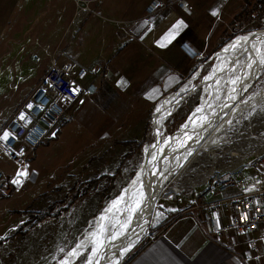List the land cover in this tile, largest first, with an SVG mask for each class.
Segmentation results:
<instances>
[{
    "label": "crops",
    "instance_id": "obj_1",
    "mask_svg": "<svg viewBox=\"0 0 264 264\" xmlns=\"http://www.w3.org/2000/svg\"><path fill=\"white\" fill-rule=\"evenodd\" d=\"M152 1L0 0V64L4 61L7 68L12 54L21 57L18 64L27 58L36 80L49 66L51 57H55L58 62H71L85 69L80 82L96 88L82 102L71 106L77 111L73 120L77 121L79 115L82 121L77 125L78 131L69 132L60 142L58 153L50 144L61 139L65 125L57 137L49 138L52 140L35 151L28 165H17L12 176L5 175L0 168V196L22 190L24 197L33 198L41 183H54L51 178L64 169L52 172L50 165L75 167L90 154L84 148L87 145L115 140L141 142L158 103L165 95L174 94L187 79L186 85L190 73L202 65L190 58L186 48L209 55L220 47L245 3L155 0L161 5L148 13L146 9ZM214 9L218 10L217 16L211 15ZM178 20H183L186 27L173 35L172 26ZM121 80L127 83L121 85ZM85 128L88 131L83 138L80 133ZM70 144L81 147L69 151ZM2 159L6 157L0 152ZM17 169L27 170L30 175L15 188L12 180ZM248 177L247 191L264 186L259 174L250 172ZM177 178L176 175L171 182ZM193 186L198 188L191 185L186 194L164 190L159 198L161 227L157 236L121 264H264V222L249 236L239 237L229 231L217 237L207 235L199 207L205 185ZM234 194L236 190H228L218 197ZM228 210L224 206L220 213H215L220 226L225 224ZM3 213L0 210V215ZM250 239L257 244V259L245 261Z\"/></svg>",
    "mask_w": 264,
    "mask_h": 264
},
{
    "label": "rangeland",
    "instance_id": "obj_2",
    "mask_svg": "<svg viewBox=\"0 0 264 264\" xmlns=\"http://www.w3.org/2000/svg\"><path fill=\"white\" fill-rule=\"evenodd\" d=\"M257 4L256 0H245L241 11L231 23V33L224 41V45L210 52L209 55H204V58L199 61V63L202 62V65L200 67L197 65L188 78L197 70L196 75L192 76L186 85L184 83L187 79L182 83L184 91L181 90L180 94L164 97L160 101L157 106L159 111L156 110L153 120V127L151 129V116L146 124V134L141 142L125 143L115 140L111 142L98 141L93 145H87L84 148L88 149L86 152L89 151L90 154L75 167L71 168L67 164L50 165L53 168L52 172L55 171L54 169H64L55 171L56 173L51 178L52 181H55L54 183H41L38 186L39 191L33 198L24 197L22 190L13 192L11 195L0 196V210L5 212L0 215V236L7 238L13 233L15 235L0 241V264H60L66 253L77 243L81 240H83V245L86 243L89 233L93 229L94 221L106 203L119 193L139 171L151 151L157 152L165 140L171 139L170 133L177 129L181 123L184 122L181 126L183 128L193 119L190 113L196 114L208 89L206 80L217 70V65L220 64L228 42H230L229 39L240 33L264 28V5ZM220 48L217 56L213 57L214 60L212 58L211 61H207L210 55ZM12 55L13 58L7 60V68L4 67V61L0 64V71H2L0 72V127L26 95L38 86L46 72L45 69L35 80L34 73H30L31 63L27 58L22 64H18L21 57L16 56L17 54ZM198 74L200 75L198 76ZM200 79L202 82L200 88L194 89ZM192 88L193 91H196L183 101L182 94L186 92V89L190 91ZM260 90L264 91V66L242 99H245L249 93ZM23 94L25 96L20 101ZM76 112V108L70 107L58 125V133L64 125L65 128L61 139L50 144L55 153H58L60 142L65 140L69 132L79 130L77 125L79 121H82V117L80 118L78 115V120L75 121L76 118L73 120ZM186 118L189 121L185 124ZM68 119L71 121L68 122ZM229 122L217 133L213 144L196 151L189 157L184 166L173 175L164 190L168 191L173 187H178L180 189L178 193L186 194L192 183L202 180L211 169L234 168L247 161L251 152L260 148V145L264 143L261 142L264 139V99L236 113ZM87 131L85 128L80 135L84 138ZM154 138L159 143L157 148L150 150L149 146ZM50 140L52 139L46 140L45 143ZM78 142L81 143V141ZM73 147L78 149L81 145L70 144L68 150L71 151ZM0 168L5 175L12 176L17 165L2 159ZM176 175L178 178L171 182ZM260 176L262 177V175ZM248 178L247 183H249ZM192 187L196 186L192 185ZM166 190L165 192H167ZM74 197H76L75 202H71ZM159 198L153 208L147 230L139 243L125 255L123 262L144 246L149 236L157 233L161 227ZM49 207L53 208L54 212L62 209L59 218L57 220L45 218L37 225L30 227L32 217L44 212ZM23 218L26 219L24 222H22ZM61 248L64 249V252L60 251ZM79 252L81 255L69 257L68 261H73L70 264H82L86 260L88 249L83 246Z\"/></svg>",
    "mask_w": 264,
    "mask_h": 264
},
{
    "label": "bare ground",
    "instance_id": "obj_3",
    "mask_svg": "<svg viewBox=\"0 0 264 264\" xmlns=\"http://www.w3.org/2000/svg\"><path fill=\"white\" fill-rule=\"evenodd\" d=\"M229 40L220 64L217 65V70L206 80L208 89L198 107L200 111H196L195 115L190 113L193 119L186 127L182 128L184 122L181 123L177 134L170 133V140H165L157 152L151 151L139 171L119 193L106 203L94 221L93 229L84 244L88 249L86 260L90 258L92 264H97V261L101 264L105 255L107 258L105 257L103 264H116L117 261L119 263L124 257L123 254L126 255L130 251L132 243L144 235V226H148L150 222V213H147L148 202L160 181L162 182L168 174L167 170L172 173V177L184 166L192 154L213 144L217 133L229 123L236 113L264 99L263 90L249 93L245 99H242L238 91L240 84L252 81V78L256 80L264 66L260 62L264 58V30L257 29L240 33ZM221 48L213 55L214 58ZM250 64L251 67H249ZM236 77L240 79L233 84L232 81ZM198 83L194 89L199 86ZM181 90L174 94H180ZM192 91L193 88L190 91L186 89L185 95H182L188 96ZM222 111L224 113L220 115ZM185 120L186 124L189 119ZM157 141L156 138L153 139L149 146L150 150L157 148L159 143ZM117 200L121 202L113 207ZM137 201H141L140 207L135 212H129L128 208L134 207ZM114 234L116 238L112 239ZM125 234L127 236L125 248L120 249L118 245L126 237ZM97 241L103 242L102 247L97 244ZM94 247H99L95 255L92 253ZM64 259L68 260L69 257L66 255L62 258ZM86 260L82 264H86ZM71 262L73 261L69 264Z\"/></svg>",
    "mask_w": 264,
    "mask_h": 264
},
{
    "label": "built area",
    "instance_id": "obj_4",
    "mask_svg": "<svg viewBox=\"0 0 264 264\" xmlns=\"http://www.w3.org/2000/svg\"><path fill=\"white\" fill-rule=\"evenodd\" d=\"M160 5L161 3L153 0L146 10L151 13ZM186 51L190 58L198 63L205 55L190 47L186 48ZM91 71L95 72V69L92 68ZM86 72L71 62H58L56 58H51L38 86L26 95L0 127V134L9 131L15 137L8 142L0 141V152L9 162L28 165L35 151L47 139L57 135L58 125L68 109L95 91L93 84L84 85L80 82ZM73 88L78 91L74 93L70 90ZM21 114L25 119H20ZM250 172L259 173L264 178V143L251 152L247 161L234 168L211 169L202 180L192 183L205 185L199 207L202 211L203 229L207 235L217 237L224 231H229L239 237L249 236L258 224L264 222V186L247 191V178ZM2 178L3 172L0 171V182ZM12 186L17 188L13 183ZM228 190H236V194L227 198L218 197ZM173 191L179 192L180 189L173 187ZM224 206H228L229 210L225 224L220 226L215 213H220ZM242 213H247V217H242ZM157 234L158 232L150 235L145 244ZM244 259L245 261L257 259V244L253 239L249 241V249Z\"/></svg>",
    "mask_w": 264,
    "mask_h": 264
},
{
    "label": "snow or ice",
    "instance_id": "obj_5",
    "mask_svg": "<svg viewBox=\"0 0 264 264\" xmlns=\"http://www.w3.org/2000/svg\"><path fill=\"white\" fill-rule=\"evenodd\" d=\"M211 15L217 16L218 15V10L214 9L211 12ZM147 23H148V21H144V24H147ZM172 27H173V30H174V32L172 34L174 35L175 33H178L181 28L186 27V25H185V23H184L183 20H178ZM260 62L262 64H264V58H262ZM249 67H251V64L249 65ZM239 79H240V77H236V79L233 80L232 83L235 84L237 82V80H239ZM120 83H121V85H125L127 82L121 80ZM70 90L73 91L74 93L78 91L77 89H74V88L73 89H70ZM29 107H31V105H29ZM157 111H159V109H157ZM197 111H200V109H198ZM20 119L21 120L25 119V117H24L23 114H21ZM185 127H186V125H185ZM14 138H15L14 135L12 133H10L9 131H3L2 134H0V141L8 142L10 139H14ZM20 154L22 155L23 153L21 152ZM29 175H30V173L27 170L17 169L16 176L12 180V183L13 184H21L22 183V179L21 178H26ZM250 190L251 189H248V191H250ZM141 196H143V193H141ZM120 202H121V200H117L113 204V207H115ZM140 203H141V201H137L134 207H129L128 208V211L129 212H135L140 207ZM247 215H248L247 213H242L241 214L242 217H247ZM217 223H219V221H217ZM122 227H124V225H122ZM115 238H116V235L114 234L113 237H112V239H115ZM3 239H5V236H0V240H3ZM102 243H103L102 241H97V244L99 246H101V247H102ZM83 246H84L83 245V241H81L80 243H77L68 253H66V255L68 257H76V256L81 255V253L79 252V249L81 247H83ZM60 251L61 252H64V249L61 248ZM98 251H99V247H94L92 249L93 255H95L96 253H98ZM124 251H127V249H124ZM60 264H69V261L67 259L61 260L60 261ZM86 264H92V261H91L90 258L86 260ZM97 264H99L98 261H97Z\"/></svg>",
    "mask_w": 264,
    "mask_h": 264
},
{
    "label": "water",
    "instance_id": "obj_6",
    "mask_svg": "<svg viewBox=\"0 0 264 264\" xmlns=\"http://www.w3.org/2000/svg\"><path fill=\"white\" fill-rule=\"evenodd\" d=\"M262 30H264V28H262ZM222 45H224V44H222ZM221 45V46H222ZM216 53V51L215 52H213L211 55H210V57L207 59V61H211V59L213 58V55ZM197 71V70H196ZM195 71V72H196ZM261 71V70H260ZM200 74H198V76H199ZM192 77V76H191ZM257 78V77H256ZM255 81V79H253L252 78V81H249V82H247V83H242V84H240L239 86H238V91H239V94L240 95H242L243 96V93L245 94L246 93V91L251 87V85L253 84V82ZM199 84V86L197 87V89L198 88H200V85H201V82L200 83H198ZM181 88H183V84L182 85H180L175 91H173V92H179L180 90H181ZM196 90H194V91H192V92H190L189 94H188V96H190L191 94H193L194 92H195ZM172 93V92H171ZM170 94V93H169ZM169 94H167V95H165L164 97H166V96H168ZM241 96V97H242ZM163 97V98H164ZM186 97L187 96H184L182 99H183V101L186 99ZM162 98V99H163ZM158 105H159V103H158ZM157 105V106H158ZM157 106L155 107V109H154V112H153V114H152V117H151V129H152V127H153V118L155 117V114H156V110H157ZM222 113H224V111H222L221 113H220V115L222 114ZM219 115V116H220ZM219 116L217 117V119L219 118ZM216 119V120H217ZM215 120V121H216ZM180 130V126H178V128L177 129H175L173 132H172V135L173 134H177L178 133V131ZM171 158V157H170ZM167 175L165 176V178L163 179V181L161 182L160 181V183L158 184V187H157V189L152 193V195H151V198H150V200H149V202H148V204H149V206H148V211H147V213L149 214L150 213V216H149V220H150V217L152 216V213H153V208H154V206H155V204H156V202H157V200H158V198H159V196H160V194L162 193V191L164 190V188L166 187V185L168 184V182L171 180V178L173 177H171V174L172 173H170V172H168V170H167ZM22 179V178H21ZM14 185H19V184H14ZM151 221V220H150ZM149 226V225H148ZM147 225L146 226H144V230L146 231L147 230V227H148ZM125 236H126V234H125ZM127 238V236L126 237H124V239L123 240H121L120 241V243H119V248L120 249H122V248H125V239ZM140 238H138V240H136L135 242H133L132 243V246H131V249H130V251L139 243V240ZM117 250V249H116ZM125 254V253H124ZM123 254V256L125 257V255ZM105 257H106V255H105ZM105 257H103V259H102V261H101V264H103V262H104V260L107 258H105ZM123 257V258H124ZM123 260V259H122ZM122 260H120V262L118 263V261L116 262V264H121L123 261Z\"/></svg>",
    "mask_w": 264,
    "mask_h": 264
},
{
    "label": "trees",
    "instance_id": "obj_7",
    "mask_svg": "<svg viewBox=\"0 0 264 264\" xmlns=\"http://www.w3.org/2000/svg\"><path fill=\"white\" fill-rule=\"evenodd\" d=\"M257 3L259 5H264V0H256ZM257 4V5H258ZM76 200V197H74V199L71 201V202H75ZM65 209V208H64ZM62 209H59V211H56L54 212L53 211V208L49 207L47 208L44 212L40 213V214H35L34 217H32V221L30 223V227L40 223L41 221H43L45 218H54V219H58L59 216H60V212H61ZM15 236L14 233L12 235H9V237L3 239V240H0V241H4V240H7L11 237Z\"/></svg>",
    "mask_w": 264,
    "mask_h": 264
}]
</instances>
